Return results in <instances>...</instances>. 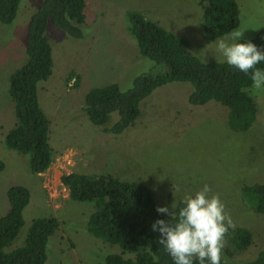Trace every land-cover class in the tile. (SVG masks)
<instances>
[{"label": "rangeland", "instance_id": "obj_1", "mask_svg": "<svg viewBox=\"0 0 264 264\" xmlns=\"http://www.w3.org/2000/svg\"><path fill=\"white\" fill-rule=\"evenodd\" d=\"M43 0H23L10 25L0 24V217L9 210L8 190L24 186L31 200L24 211L25 225L12 248L24 245L36 218L56 217L60 226L48 244L45 264H106V257L122 249L88 231L95 205L69 197L61 177L78 173L111 175L122 181L149 186L159 206H171L208 184L220 197L233 227L253 234V245L234 254L224 237L222 257L253 259L264 247V216L243 198L245 185L264 184V90H252L258 114L252 128L234 131L229 110L216 102L189 104L192 87L173 82L156 89L141 105L134 125L119 135L94 125L83 110L92 88L116 83L129 90L136 77L154 70V63L140 54L128 30V13L137 12L166 30L183 36L191 52L206 62H223L203 33L204 10L200 0H88L84 36L76 39L48 25L53 52V74L39 85L42 109L50 120L52 166L33 174L28 156L6 148L4 139L16 123L9 93L10 75L26 61L25 42L31 16ZM241 40H251L264 29V0H237ZM75 74L72 80H68ZM79 85L75 86V82ZM119 119L111 115L108 128ZM128 257V255H126Z\"/></svg>", "mask_w": 264, "mask_h": 264}, {"label": "trees", "instance_id": "obj_2", "mask_svg": "<svg viewBox=\"0 0 264 264\" xmlns=\"http://www.w3.org/2000/svg\"><path fill=\"white\" fill-rule=\"evenodd\" d=\"M23 0H0V24L14 23ZM88 0H43L31 16L25 63L10 75L9 93L15 105L16 123L4 139L6 148L28 156L33 174L45 173L53 164L55 150L50 139V120L40 104L39 85L53 74V52L46 35L49 24L69 36L81 39L86 22ZM204 10L203 33L212 39L222 37L240 25L237 0H200ZM128 30L135 38L140 54L154 63V70L135 78L129 90L116 83L92 88L85 97L83 110L96 126L106 133L119 135L134 125L141 115L142 103L159 87L173 82L188 83L192 91L189 104L203 106L216 102L229 110L232 130L246 132L257 119L258 108L248 93L250 73L245 75L226 63L211 58L204 62L190 50L188 39L176 35L137 12L128 13ZM250 41L264 50V29ZM264 68V63L257 65ZM71 74L68 80H72ZM79 81L75 82V86ZM247 89V91H245ZM118 121L111 127V115ZM5 164L0 161V172ZM62 184L69 197L77 202L94 203L95 211L88 231L96 238L117 245L122 254L106 257V264H172L151 230L158 205L153 190L140 182L122 181L111 175L64 174ZM244 201L264 216V184L245 185ZM31 193L24 186L8 190L9 210L0 217V264H45L48 244L58 231L56 217L36 218L27 232L23 246L12 248L25 225L24 211ZM225 236L234 254L248 250L253 234L243 227H231ZM128 255V257H126ZM198 264V262H197ZM221 264H264V247L252 259L239 261L222 257Z\"/></svg>", "mask_w": 264, "mask_h": 264}, {"label": "clouds", "instance_id": "obj_3", "mask_svg": "<svg viewBox=\"0 0 264 264\" xmlns=\"http://www.w3.org/2000/svg\"><path fill=\"white\" fill-rule=\"evenodd\" d=\"M245 30L233 28L213 43L223 62L249 75L252 90H264V50L250 41L241 42ZM247 91V89H245ZM203 184L171 206H157L156 213L168 219H156L151 230L172 264H221L224 237L233 227L220 197Z\"/></svg>", "mask_w": 264, "mask_h": 264}]
</instances>
